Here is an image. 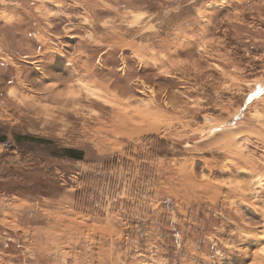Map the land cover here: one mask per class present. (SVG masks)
<instances>
[{"label":"rangeland","instance_id":"374dc122","mask_svg":"<svg viewBox=\"0 0 264 264\" xmlns=\"http://www.w3.org/2000/svg\"><path fill=\"white\" fill-rule=\"evenodd\" d=\"M0 264H264V0H0Z\"/></svg>","mask_w":264,"mask_h":264}]
</instances>
